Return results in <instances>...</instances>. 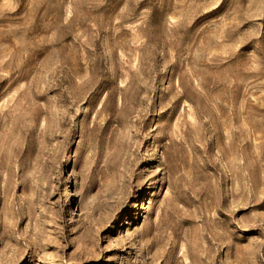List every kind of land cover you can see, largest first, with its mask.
<instances>
[{
    "label": "rangeland",
    "instance_id": "obj_1",
    "mask_svg": "<svg viewBox=\"0 0 264 264\" xmlns=\"http://www.w3.org/2000/svg\"><path fill=\"white\" fill-rule=\"evenodd\" d=\"M0 264H264V0H0Z\"/></svg>",
    "mask_w": 264,
    "mask_h": 264
}]
</instances>
